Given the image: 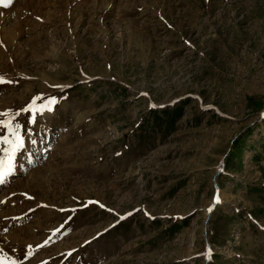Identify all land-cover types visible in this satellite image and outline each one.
<instances>
[{
	"label": "rangeland",
	"instance_id": "obj_1",
	"mask_svg": "<svg viewBox=\"0 0 264 264\" xmlns=\"http://www.w3.org/2000/svg\"><path fill=\"white\" fill-rule=\"evenodd\" d=\"M0 76L17 264H264V0H12Z\"/></svg>",
	"mask_w": 264,
	"mask_h": 264
},
{
	"label": "snow or ice",
	"instance_id": "obj_2",
	"mask_svg": "<svg viewBox=\"0 0 264 264\" xmlns=\"http://www.w3.org/2000/svg\"><path fill=\"white\" fill-rule=\"evenodd\" d=\"M11 2L12 0H0V4H3L5 8H7ZM3 83H11V81H7L4 76H0V84ZM36 100L37 98H33L31 103L14 114L12 110L0 112V117H7V119H0V127L7 130V135L0 136V143L6 145V147L2 149L3 156H0V182H3L6 175L11 173L13 166L12 162L16 152L24 146V139L19 132L22 126L15 122L16 116H18L20 112H31V122H34L37 113L42 114L44 111L50 112L57 103V98L55 96L50 97L46 104L37 105ZM214 202H220L219 195H217ZM209 211H211V209H209ZM0 264H17V261L10 258L3 249H0Z\"/></svg>",
	"mask_w": 264,
	"mask_h": 264
},
{
	"label": "bare ground",
	"instance_id": "obj_3",
	"mask_svg": "<svg viewBox=\"0 0 264 264\" xmlns=\"http://www.w3.org/2000/svg\"><path fill=\"white\" fill-rule=\"evenodd\" d=\"M6 179H9V178H8V175H6V177L4 178L3 181L6 182Z\"/></svg>",
	"mask_w": 264,
	"mask_h": 264
}]
</instances>
